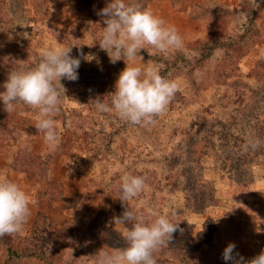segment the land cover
Masks as SVG:
<instances>
[{
    "label": "rangeland",
    "instance_id": "1",
    "mask_svg": "<svg viewBox=\"0 0 264 264\" xmlns=\"http://www.w3.org/2000/svg\"><path fill=\"white\" fill-rule=\"evenodd\" d=\"M107 2L0 0V91L46 46H72L81 60L79 78L61 81L55 148L35 127L37 109L0 101V177L34 201L23 229L0 236V264H96L100 251L126 246L131 225L114 218L127 206L179 222L154 250L156 264H231L222 258L229 242L251 259L264 250V0H138L182 37L179 48L146 45L129 62L155 65L179 86L146 125L91 100L110 103L126 67L98 44ZM126 173L145 177L127 205Z\"/></svg>",
    "mask_w": 264,
    "mask_h": 264
},
{
    "label": "clouds",
    "instance_id": "2",
    "mask_svg": "<svg viewBox=\"0 0 264 264\" xmlns=\"http://www.w3.org/2000/svg\"><path fill=\"white\" fill-rule=\"evenodd\" d=\"M97 14L104 23L98 42L100 48L107 52L111 63L124 59L126 67L114 83L110 103L100 95L91 99L92 103L97 110L114 111L120 119L132 124H149L154 116L166 110L179 86L175 80L162 76L155 65L141 67L129 62L135 60L141 49H147L146 45L160 51L179 48L182 37L174 25L167 24L138 0H108ZM71 51L72 46L44 47L35 66L9 72L2 85L4 91H0V101L7 109L13 108L14 101H22L38 110L35 127L43 131L44 140L52 148L59 141L53 114L58 111L61 90L66 92L61 81L79 78L81 60L72 56ZM258 144L259 141H250L245 147L255 148ZM144 185V176L124 174L120 200L127 205L126 202L142 191ZM33 203L18 183L0 177V236L21 231ZM114 220L131 225L123 233L126 246L112 252L100 251L96 264H156L154 250L166 239L170 241L179 227V222L173 223L167 215L156 214L151 208L147 209L146 215L127 206ZM222 258L231 264H264V250L245 259L236 251L235 243L229 242L223 249Z\"/></svg>",
    "mask_w": 264,
    "mask_h": 264
},
{
    "label": "trees",
    "instance_id": "3",
    "mask_svg": "<svg viewBox=\"0 0 264 264\" xmlns=\"http://www.w3.org/2000/svg\"><path fill=\"white\" fill-rule=\"evenodd\" d=\"M80 49H81V51H82V50L87 51L88 49H90V47H89V46H86L85 44H82ZM95 51H96V50H94V51L91 50V52H95Z\"/></svg>",
    "mask_w": 264,
    "mask_h": 264
}]
</instances>
